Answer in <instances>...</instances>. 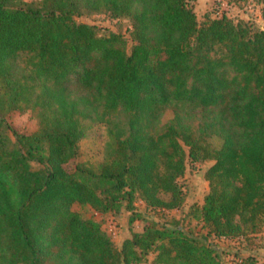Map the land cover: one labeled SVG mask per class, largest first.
I'll use <instances>...</instances> for the list:
<instances>
[{"label": "trees", "instance_id": "16d2710c", "mask_svg": "<svg viewBox=\"0 0 264 264\" xmlns=\"http://www.w3.org/2000/svg\"><path fill=\"white\" fill-rule=\"evenodd\" d=\"M258 3L264 20V0ZM94 14L130 20L129 52L119 33L76 21ZM25 113L36 125L28 134L6 121ZM94 124L106 127L111 153L98 173L67 169ZM1 126L11 135L0 133V264H138L153 248V264H210V250L195 239L153 224L117 250L70 207L115 213L124 200L131 209L136 195L149 208L178 209L187 158L211 160L200 207L208 234L257 232L264 219V29L226 16L199 24L188 0H0Z\"/></svg>", "mask_w": 264, "mask_h": 264}, {"label": "rangeland", "instance_id": "374dc122", "mask_svg": "<svg viewBox=\"0 0 264 264\" xmlns=\"http://www.w3.org/2000/svg\"><path fill=\"white\" fill-rule=\"evenodd\" d=\"M41 0H23V2L39 3ZM188 5L193 9L199 24L206 19L226 16L234 24L242 23L254 30L264 29V20L261 13V5L258 0H188ZM77 22L95 25L100 28V33H119L126 43L129 52L133 42L131 40V23L127 18L112 19L107 14L83 15L76 18ZM170 107L189 110L187 104H171ZM171 117V109L166 110L163 121ZM7 123L18 133L28 134L35 130L36 125L29 113L13 114L7 117ZM0 133L10 137V131L0 127ZM213 149H219L221 141L217 137L209 140ZM113 142L107 134V129L102 124H94L86 135L77 144V158L72 165L66 166L71 169L79 164L89 170L98 173L101 164L111 153ZM187 153V148L183 147ZM211 160L191 163L186 160L184 175L179 178L178 184L184 193V199L178 209H152L134 196L131 209L122 201L115 213H100L91 206L73 203L71 211L85 221L97 224L101 232L110 239L117 250H120L125 240L132 238L133 234H141L145 225H154L156 228L181 230L185 235L195 239L199 245L210 250V264H238L241 260L252 258L257 264H264V219L260 228L255 233H248L244 237L233 239L215 238L208 234V228L201 220L200 207L203 198L208 192V185L204 179L205 170L211 166ZM33 168H38L36 163ZM163 201H168L167 194H161ZM137 216L130 223V217ZM156 256L155 248L143 256L138 264H153ZM68 264H80L75 258H71Z\"/></svg>", "mask_w": 264, "mask_h": 264}]
</instances>
